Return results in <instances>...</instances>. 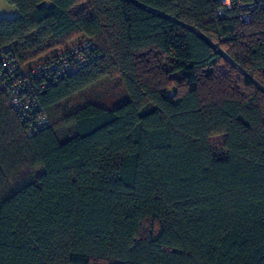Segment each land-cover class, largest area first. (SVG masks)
Here are the masks:
<instances>
[{"label": "trees", "instance_id": "16d2710c", "mask_svg": "<svg viewBox=\"0 0 264 264\" xmlns=\"http://www.w3.org/2000/svg\"><path fill=\"white\" fill-rule=\"evenodd\" d=\"M4 1L24 67L77 40L96 59L38 93L49 126L29 138L0 84V264H264V9ZM103 79L116 105L57 111Z\"/></svg>", "mask_w": 264, "mask_h": 264}, {"label": "built area", "instance_id": "2783aa9c", "mask_svg": "<svg viewBox=\"0 0 264 264\" xmlns=\"http://www.w3.org/2000/svg\"><path fill=\"white\" fill-rule=\"evenodd\" d=\"M217 1L220 4L218 15L234 9L243 23L248 22L254 12L264 9V0ZM95 59L96 46L90 40L79 41L55 59L29 68L19 62L11 46L0 47V84L26 137H32L49 126L38 101V93L85 69Z\"/></svg>", "mask_w": 264, "mask_h": 264}, {"label": "rangeland", "instance_id": "374dc122", "mask_svg": "<svg viewBox=\"0 0 264 264\" xmlns=\"http://www.w3.org/2000/svg\"><path fill=\"white\" fill-rule=\"evenodd\" d=\"M79 42L73 41L72 44ZM59 49H54L52 51H47L44 54L32 58L31 61L27 62V66H37L38 64L51 60L52 57L59 53ZM33 51L31 54H34ZM124 98V94L116 80L113 79H103L96 82L93 86L84 90L76 96L69 98L67 101L56 106L57 111H66L75 109L86 102H94L104 106H114ZM222 139L214 138L212 144L214 147L218 148L222 144ZM25 172H31V170L25 169ZM38 172H36L37 174Z\"/></svg>", "mask_w": 264, "mask_h": 264}, {"label": "crops", "instance_id": "0c3cea01", "mask_svg": "<svg viewBox=\"0 0 264 264\" xmlns=\"http://www.w3.org/2000/svg\"><path fill=\"white\" fill-rule=\"evenodd\" d=\"M15 16H17L16 9L8 6L4 0H0V19L13 18ZM11 118H12L14 125L16 126L15 118L13 116H11ZM6 157L8 160L11 159L10 154H8Z\"/></svg>", "mask_w": 264, "mask_h": 264}]
</instances>
